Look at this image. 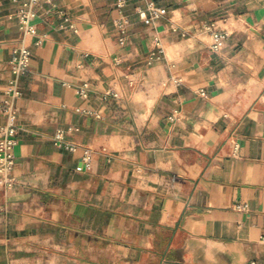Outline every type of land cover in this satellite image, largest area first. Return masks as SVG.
Wrapping results in <instances>:
<instances>
[{"label": "crops", "instance_id": "1", "mask_svg": "<svg viewBox=\"0 0 264 264\" xmlns=\"http://www.w3.org/2000/svg\"><path fill=\"white\" fill-rule=\"evenodd\" d=\"M22 2L0 0V128L18 110L0 264H264V0H129L126 45L115 0H40L27 36Z\"/></svg>", "mask_w": 264, "mask_h": 264}, {"label": "built area", "instance_id": "2", "mask_svg": "<svg viewBox=\"0 0 264 264\" xmlns=\"http://www.w3.org/2000/svg\"><path fill=\"white\" fill-rule=\"evenodd\" d=\"M39 2L40 0H23L16 10L19 29L23 36L37 34L38 29L34 21L38 17L36 7ZM128 3L129 0H115V11L117 13L115 25L120 32L119 42L121 45H126L128 41V27L130 24L129 18L126 15ZM163 15V9L154 1L148 2L147 9L139 11V16L147 24L153 23L155 20L160 19ZM208 29L211 33V49L214 51L220 50L227 37V33L220 30L213 23L208 25ZM160 44L161 42L157 38L156 47L159 48L160 52H162L163 48ZM14 52L15 56L10 64L11 72L14 76L10 93L13 97H16L21 94L20 90L17 88L18 78L27 72L30 66L32 52L23 42L15 49ZM156 54L157 52L155 50L152 51L150 53V60H152ZM88 90V83H83L78 88L77 93L82 97H87ZM108 94L118 97V94L115 92H109ZM3 110L6 115V123L0 128V186L11 189L16 185V178L13 171L16 164L15 147L18 142V110L11 102L6 103L3 106ZM97 116L99 115L97 114ZM64 135V130H59L54 135L53 140L56 143H59L63 139ZM70 149H75V146H71ZM85 159L88 167H90L92 158L89 150L86 151ZM244 207H246V205Z\"/></svg>", "mask_w": 264, "mask_h": 264}]
</instances>
